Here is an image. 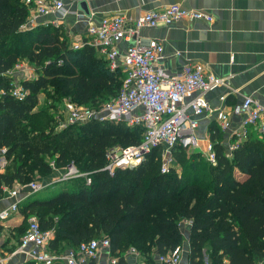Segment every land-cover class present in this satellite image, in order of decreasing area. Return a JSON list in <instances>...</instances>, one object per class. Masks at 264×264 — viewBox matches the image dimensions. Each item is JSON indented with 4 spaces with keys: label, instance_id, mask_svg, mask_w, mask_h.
Returning a JSON list of instances; mask_svg holds the SVG:
<instances>
[{
    "label": "trees",
    "instance_id": "1",
    "mask_svg": "<svg viewBox=\"0 0 264 264\" xmlns=\"http://www.w3.org/2000/svg\"><path fill=\"white\" fill-rule=\"evenodd\" d=\"M28 17L23 0H0V151L8 161L0 173V194L4 186L48 177L52 163L57 169L74 164L92 178L91 185L73 179L51 198L33 194L20 204L27 221L35 216L42 230L53 232L50 249L64 254L108 237L111 255L127 264L131 248L149 256L155 248L166 255L181 246V226L189 222V264L264 263V136L247 128V139L228 156L224 133L213 124L215 164L177 147L179 171L175 165L162 173L161 149L155 148L141 165L110 176L102 170L107 149L140 144L145 129L91 121L56 131L51 109L66 98L100 107L117 97L126 73L112 72L93 47L71 49L54 26L23 31ZM26 38L37 43L24 55L37 75L22 81L29 93L19 101L9 95L12 80L6 73L19 62ZM41 94L51 100L50 108L36 109Z\"/></svg>",
    "mask_w": 264,
    "mask_h": 264
},
{
    "label": "built area",
    "instance_id": "2",
    "mask_svg": "<svg viewBox=\"0 0 264 264\" xmlns=\"http://www.w3.org/2000/svg\"><path fill=\"white\" fill-rule=\"evenodd\" d=\"M29 9L27 23L38 17L58 16L65 10V0H23ZM77 17L84 18V14ZM183 20L213 21V17L202 11L182 8L175 3L163 9H154L130 17L124 14L103 17L98 23L88 24L86 39L78 37L70 48L80 50L86 46L93 47L104 58L112 72L122 70L126 73L123 87L117 97L100 107L79 105L66 98L54 114L56 131H62L70 125L85 124L91 121L127 123L129 127L141 126L145 129L143 141L138 145H116L107 149L103 171L113 176L118 169H131L141 165L155 148L161 149V172L168 173L175 167L174 150L179 147L189 152L200 149L198 128L202 116H214L223 133L231 129L230 114L224 109L214 108L206 95L220 87L229 86L228 79L217 77L206 71L205 65L191 63L185 65L177 73L170 75L157 66L163 58V45L156 39L144 41L140 32L144 28L155 29L170 27ZM59 25L57 20L51 21ZM25 27V25L23 26ZM22 27V28H23ZM123 41H134L123 53L119 45ZM16 72V73H15ZM26 72L17 63L7 73L13 77L9 95L19 101L24 100L29 91L20 79L15 77ZM15 73V74H14ZM0 92V97H1ZM220 100L225 102L226 97ZM232 112L244 118L243 127L231 134V144L227 147L228 156L247 139V128H254L264 136V104L251 96L233 106ZM5 152V150H4ZM207 161L216 163V152L212 142H208L203 154ZM53 169L54 164H51ZM67 172L57 182L68 179L85 180L86 185L92 184L90 172H81L74 164H70ZM53 183V182H52ZM45 185L32 182L9 190V196L15 198L14 203L0 212V222L8 219L19 209L20 193L25 197L38 193ZM53 239L52 231L41 229L37 218L31 217L28 228L21 238L18 251L23 252L35 264H87L96 259L102 249L110 251L108 237L82 243L76 249L64 254H57L50 249ZM136 253L135 250H132ZM183 249L176 247L166 255H160L163 264H181ZM112 264H118L111 259Z\"/></svg>",
    "mask_w": 264,
    "mask_h": 264
},
{
    "label": "crops",
    "instance_id": "3",
    "mask_svg": "<svg viewBox=\"0 0 264 264\" xmlns=\"http://www.w3.org/2000/svg\"><path fill=\"white\" fill-rule=\"evenodd\" d=\"M65 1V10L58 16L38 17L35 21L25 24V27L31 26L30 28L23 27L22 30L52 25L63 32L62 39L70 47L78 37L86 39L88 24L98 23L107 16L124 14L138 17L144 12L163 9L177 3L182 8L202 11L213 17L212 22L183 20L170 27L144 28L140 32V37L144 41L156 39L163 45V58L157 62V66L170 75L177 73L187 64L201 63L205 65L208 73L228 79L229 86L220 87L206 95L212 107L224 109L230 114L231 129L224 133L221 140L226 148L231 144V139L228 137L240 130L244 123L242 116L232 112L233 106L247 96L264 104V0H87L91 16L84 18L77 17L78 14H83L77 7L79 0ZM54 20L58 21V26L51 22ZM131 44H134V41L121 42L119 45L121 53ZM20 73L22 75L15 74V77L21 82L31 76L29 72ZM6 76L13 80L8 73ZM221 96L226 97L225 102L220 100ZM213 124L218 125L214 116L201 117L198 128L201 143L198 153L204 154L208 142H212L210 131ZM4 154V150H1L0 173L5 172L8 165ZM64 173H66L65 169H55L43 181L37 179L40 180L39 184L46 186L42 191L59 183L57 179ZM20 185L16 183L12 188ZM12 188L2 187L0 212L14 203L15 198L8 194ZM29 197H25L23 192L19 196L21 203ZM28 221L19 207L17 212L0 222V264H26L31 261L25 253L18 251L19 235L23 227L28 225ZM182 226L184 245L181 246L183 249L181 264H189L190 224L184 222ZM132 250L134 248L129 249L125 256L127 264H163L159 261L160 254L157 248L149 256L140 255L137 251L134 253ZM68 251L70 249L65 253ZM111 259L117 260V257L111 255L107 249H102L98 257L87 264L91 262V264H112ZM56 264H66V262L61 261ZM206 264H211L208 259ZM225 264L228 262L225 261Z\"/></svg>",
    "mask_w": 264,
    "mask_h": 264
},
{
    "label": "rangeland",
    "instance_id": "4",
    "mask_svg": "<svg viewBox=\"0 0 264 264\" xmlns=\"http://www.w3.org/2000/svg\"><path fill=\"white\" fill-rule=\"evenodd\" d=\"M52 26V25H51ZM31 26H28V27H25V28H30ZM53 27V26H52ZM57 29V27H54V29L52 30L53 32H55V30ZM30 30V29H29ZM23 31H28L27 29H25V30H23ZM61 31V30H60ZM64 37V35H63V32L61 31V39ZM36 46H37V43L34 41V39H28V38H26V39H24V42H23V48L20 50V51H18L17 52V54H18V57H19V64H21L22 66H23V68H24V70H26V71H28L29 72V74L31 75V76H29V78H31V77H35L36 75H37V68L35 67V66H33L31 63H30V61H29V59L28 58H26L24 55H25V53H27V52H29L30 50H33V49H35L36 48ZM21 73H19V75H20ZM22 75V74H21ZM50 104H51V100L50 99H48V97L46 96V95H44V94H41L40 96H39V102H38V105H37V107H36V109H42V108H50L49 106H50ZM126 125H128L127 123H126ZM187 152V154H190V153H198V151H196V152H189V151H186ZM176 165V167H175V170L176 171H179V166L177 165V164H175ZM65 170H66V172H67V169L66 168H64ZM64 169H61V170H64ZM60 170V169H59ZM65 174V173H64ZM59 177V176H58ZM61 177V176H60ZM46 177H41V176H38L37 177V179H41V181H43L44 179H45ZM54 178H56V177H54ZM37 179H34L35 181L34 182H39L40 183V180L38 181ZM70 181H72V180H69L68 179V181L67 180H65L64 182H59V183H57L56 185H54V186H52V187H50V188H47V189H45V190H41V191H39L38 193H37V196L39 197V198H43V199H47V198H51V197H53V196H55L56 194H58L63 188H64V186L65 185H69V187H70V185H72V184H70ZM74 181V180H73ZM182 228H183V226H182ZM183 229H186V228H183ZM184 245V241H183V243L181 244V246H183Z\"/></svg>",
    "mask_w": 264,
    "mask_h": 264
},
{
    "label": "water",
    "instance_id": "5",
    "mask_svg": "<svg viewBox=\"0 0 264 264\" xmlns=\"http://www.w3.org/2000/svg\"><path fill=\"white\" fill-rule=\"evenodd\" d=\"M77 7H78V10L81 13H83L85 16H88V17L91 16V11H90L87 0H79Z\"/></svg>",
    "mask_w": 264,
    "mask_h": 264
}]
</instances>
